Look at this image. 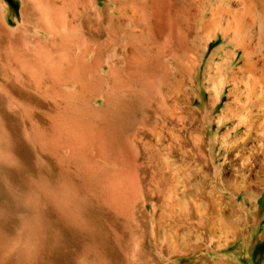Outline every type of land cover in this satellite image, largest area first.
Masks as SVG:
<instances>
[{"label": "rangeland", "instance_id": "obj_1", "mask_svg": "<svg viewBox=\"0 0 264 264\" xmlns=\"http://www.w3.org/2000/svg\"><path fill=\"white\" fill-rule=\"evenodd\" d=\"M23 1L0 0V264H131L140 246H135L138 244L135 239L129 240V228H120L119 221L122 219L119 218L116 224L111 223V210L104 202L111 190L108 172L113 154L107 149H100L96 137L102 117L97 115L94 107H99L101 101L95 104L91 101L94 93L82 99L80 95L76 99L75 88L64 81L66 75L69 77L67 71L46 77L37 67L39 65L36 64V68L31 61L32 56L41 55L42 50L57 48L63 52L65 46L73 42L70 40L72 37L81 41L86 36L79 34L80 23L106 26L105 16L107 18L111 13L115 3L113 0H70L68 4L69 0H56L57 5H64L58 9L50 6L47 9L49 21L56 22V26H49L56 33L45 37L25 20ZM244 2L248 9H244ZM63 6L64 12L61 10ZM222 7L225 11L222 26H225L223 23L226 19L232 21V29L225 38L222 34H213L211 38L203 36L191 23H181L177 33L186 39L188 48L196 47L200 56L191 90L185 92L186 97L178 95V105L170 102L177 112L182 109L194 112L182 123L187 132L177 130L186 140L184 153L175 141V148L168 160L185 174L179 175L181 182L177 193H186L187 200L201 204L209 198H205L200 190L213 199L227 200L229 195H222L219 185L227 187L226 182L236 179L241 167L253 166L252 156L256 152L261 161L264 160V126L260 129L256 127L264 125V0H223ZM74 8L80 11H74ZM228 11L237 12L238 16L233 19ZM60 12H63L64 16H61L64 19L67 16L69 19L60 18ZM74 12L78 15H74ZM65 13L68 14L65 16ZM70 17H74L73 20ZM208 17L206 13L205 18ZM68 20L71 23H67ZM60 22L62 25L59 26L57 23ZM76 23L78 28H75ZM72 25L71 31L69 26ZM62 33L67 40L62 38ZM231 38L234 39L232 42ZM246 61L256 67L253 78L259 81L254 101L252 105H244L247 90L240 84L236 85L245 93L239 105L234 107L235 114L227 113L223 118L226 103L232 100L229 95L233 89L231 71L245 79L247 75L242 69ZM62 75L64 78L59 80ZM209 76H215L221 84L226 82L223 87L219 86L215 101L211 100L214 90L208 82ZM48 77L51 82L46 81ZM60 81L62 85L57 84ZM52 82H55V86ZM100 87L101 84L97 89ZM71 103L80 113L71 107L72 124L61 113ZM80 105L87 109H82ZM51 112L56 118L51 116ZM72 112L78 115L73 116ZM89 114L92 118L87 120ZM237 124L240 127L236 128ZM244 195L240 191L237 202L252 210L256 202L248 201ZM259 198V223L248 235L247 246L238 240L229 249L220 251L216 241L209 243L203 238L201 230L191 228L195 231L189 229L186 232L188 241L179 238L174 252L169 253L164 248L161 252L163 256L158 258L152 255L150 263L264 264V186L259 189L256 199ZM152 202L156 203L155 209ZM159 206L160 201L156 199L150 200L147 207L142 202L137 203L135 209L139 224L143 223L146 227L155 224L163 213ZM150 249V242H146L144 250Z\"/></svg>", "mask_w": 264, "mask_h": 264}, {"label": "bare ground", "instance_id": "obj_2", "mask_svg": "<svg viewBox=\"0 0 264 264\" xmlns=\"http://www.w3.org/2000/svg\"><path fill=\"white\" fill-rule=\"evenodd\" d=\"M79 1L77 2L79 3ZM113 2L115 6H111V13L107 18L105 16L106 26L103 27L99 23L94 25L91 22L83 25L79 22V32H81L79 34L86 37L81 38L82 40L79 41L77 38L72 37V39L70 35V40H73V42L70 41L71 43L65 46L63 52L58 51L53 46L51 48H54L53 50H42V53L40 51L41 55H33L31 61L35 64V67L36 64L39 65L37 67L42 69L43 75L46 77L57 72L65 73L67 71L69 77L67 78L66 75V78H64L62 75L59 80L64 78L68 86L75 88L74 95L76 99L80 95L82 99V97L86 98L87 95L91 96L94 93L91 101L94 104L101 101L99 107H94L97 115L102 117L98 116L100 119L96 137L100 149H107L113 154L110 157L111 170L108 172L111 190L108 191V198L104 202L111 210V223L116 224L119 218L122 219V221H119L120 228H129V240L135 239L138 243L135 246H140L138 255L136 254L137 257L134 260L131 259V264H151V256L162 257L161 252L164 248L169 253L174 252L177 249L176 240L180 238L184 242L188 241L186 232L191 228H195L197 231L201 230L203 238L209 243L216 241L217 249L220 251L229 249L231 244L238 240H241L242 244L247 246L248 235L253 232L259 223L260 198L256 199V197L259 189L264 186V160L261 161L259 154L256 155L257 152L253 154L254 165L241 167L237 171V178L226 182L227 187L219 185V191L222 190L220 193L229 195L227 200L213 199L209 195L207 196V192L200 190L205 198H209L203 204L198 201L187 200L186 193H177L178 185L181 182L179 175L184 176L185 174L182 171L180 172V169L173 167L168 160L169 155L173 153L175 148V141L184 153L186 140L183 134H180L177 130L183 133L187 132L182 123L188 115L194 112H186L184 109L177 112L175 105L170 102L173 101L177 104L179 101L178 95L186 97L185 92L191 90L193 78L197 74L196 69L200 56V53L196 52V47L188 48L186 39L177 33L181 29V23L185 25L191 23L196 30H200L199 32L203 36L211 38L213 34H222L225 38L232 29V21L226 19L223 23L225 26H222L223 17L225 16L222 7L223 0H113ZM67 3L70 4V0ZM74 3L76 4V2ZM244 4V9H248L247 4L245 2ZM49 6L55 9L60 8L59 4H56V0L23 1L25 20L45 37H51L52 33H56L53 32L55 29L49 26H56V22L49 21V12L47 11ZM79 7L82 6L79 5ZM61 8L63 11L64 6ZM76 8H74V11H77ZM62 13H58V16L59 14L64 16ZM206 13L209 14L208 18H205ZM228 13H231L233 19L238 16L237 12L228 11ZM67 14L65 13V16ZM74 15H78V13ZM53 17H55L54 14ZM66 18L63 19L66 20ZM73 18L70 17L71 20ZM61 22L57 24L60 26L62 25ZM237 23L239 22L237 21ZM69 27L71 29L73 25ZM75 28H78L77 23ZM79 29H76V31ZM185 29L188 28L185 27ZM23 30L25 31V29ZM64 35H67V33H64ZM61 36L63 38V33ZM20 39L17 38L16 40ZM63 39L67 40L65 37ZM63 39H61V42H63ZM233 40L230 39L231 42ZM12 44L14 43L12 42ZM61 44L60 47H62ZM60 49L62 50V48ZM22 53L24 54V52ZM22 53L20 54L23 55ZM25 53L27 54L26 51ZM27 60L24 59L26 64ZM215 67L219 68L217 65ZM255 68L251 62L244 65L242 70L246 72L247 77L245 79L237 77L231 71L233 89L229 92V95H231L232 100L226 103L223 118L226 117L227 113L230 115L235 114L236 109L234 107L239 105L241 96L245 93L236 86L238 84L243 86L244 90H247L244 105H252L255 88L259 83L257 78H253ZM216 74H218V71ZM248 77L251 79H248ZM46 81L51 82L50 77ZM55 82H52L53 86H55ZM60 82L57 84L62 85V82L61 84ZM208 82L211 83L214 90L211 100L215 101L219 86L223 87L226 82L224 84L223 82L222 84L217 82L215 76H209ZM100 84L102 87L97 89ZM92 90L94 91L92 92ZM67 98L69 99V97ZM73 100L74 98H72ZM75 106L71 103L68 108L65 107L61 112L67 116L65 120L68 119L71 124L73 120L70 116L71 107L76 109ZM84 108L86 107H82V109ZM239 110L237 111L240 112ZM76 113L80 115L77 109ZM76 113L73 116H77ZM52 115L54 116L51 112ZM56 116L58 117V115ZM89 118H92L90 114L86 119L89 120ZM57 120L59 119L57 118ZM174 120H176L175 124H173ZM177 123H181V125L179 126ZM263 126L257 125L256 127L260 129ZM238 127H240L239 124L236 125V128ZM52 128L54 129V127ZM240 191L245 194L244 196L248 201L256 202V207L254 206L251 210L243 206L241 202H237V194ZM155 199L160 201L159 207L163 212L158 221L150 227L144 226L143 223L139 224L140 220L136 218L135 209L137 203L142 202L143 206L147 207V203ZM152 205L155 209L156 203L152 202ZM193 231L195 230L191 229V232ZM146 242H150L151 249L149 251L144 250ZM230 258L228 259L231 260ZM115 262L117 263V260Z\"/></svg>", "mask_w": 264, "mask_h": 264}]
</instances>
